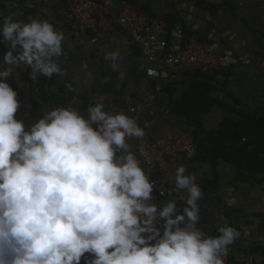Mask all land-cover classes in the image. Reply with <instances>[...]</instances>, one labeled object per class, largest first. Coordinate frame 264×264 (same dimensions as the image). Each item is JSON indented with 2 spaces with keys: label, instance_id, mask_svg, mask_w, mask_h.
Segmentation results:
<instances>
[{
  "label": "clouds",
  "instance_id": "obj_1",
  "mask_svg": "<svg viewBox=\"0 0 264 264\" xmlns=\"http://www.w3.org/2000/svg\"><path fill=\"white\" fill-rule=\"evenodd\" d=\"M0 38L3 65H27L33 80L62 74L65 36L49 21L5 16ZM118 58L105 55L114 70ZM12 74L0 65V264H225L240 231L197 227L202 189L183 165L174 178L182 211L153 202L155 182L129 143L145 137L135 118L97 103L87 117L61 106L28 126L16 118Z\"/></svg>",
  "mask_w": 264,
  "mask_h": 264
},
{
  "label": "crops",
  "instance_id": "obj_2",
  "mask_svg": "<svg viewBox=\"0 0 264 264\" xmlns=\"http://www.w3.org/2000/svg\"><path fill=\"white\" fill-rule=\"evenodd\" d=\"M129 2L166 21L165 39L170 50L179 42L176 31H182L185 36L196 34L206 43L216 42L218 54L224 58L249 54L257 63L206 76L165 70L154 81L146 75V58L119 29L103 33L70 30L63 23L64 0H0V25L5 16L25 23L39 18L52 23L65 36L63 55L57 59L62 74L51 78L40 75L33 80L29 69L26 80L38 92L32 100L18 99L16 118L30 126L47 111L61 106L77 108L85 117L87 107L97 103H103L104 110L111 114L129 115L131 109H136L140 126L158 147L191 131L186 125L189 117H201L207 132L216 131L229 119L244 139L240 143L248 146L234 153L217 143V155L210 159L201 139L200 153L194 158L171 157L163 176L166 198L154 199V203L174 200L182 211L185 205L178 199L181 193L176 190L174 178L176 168L185 166V174H194L202 189L197 227L207 236L218 235L224 224L235 227L241 235L228 246L229 264H264L260 215L264 143L256 136L262 120L264 90V11L255 0ZM94 38L96 43L92 42ZM6 51L7 45L0 43V59ZM113 51L119 52L115 70L113 61L105 59ZM132 149L138 155L133 145Z\"/></svg>",
  "mask_w": 264,
  "mask_h": 264
},
{
  "label": "built area",
  "instance_id": "obj_3",
  "mask_svg": "<svg viewBox=\"0 0 264 264\" xmlns=\"http://www.w3.org/2000/svg\"><path fill=\"white\" fill-rule=\"evenodd\" d=\"M255 1L264 11V0ZM64 4L63 23L74 32L103 33L119 29L146 58L148 64L146 75L154 81L165 70L209 75L227 71L235 66H251L257 63V60L249 54L224 58L218 54L216 42H203L196 34L187 37L182 31H176L179 42L175 45V49L170 50L165 39L166 21L155 18L142 7L131 4L129 0H102L101 2L64 0ZM92 42L96 43L97 38H94ZM0 65L12 68L13 74L6 78V82L17 91L18 99L29 100L38 92V89L33 88L26 80L30 69L27 65L21 64L18 67L3 65V59H0ZM261 66L264 72V64ZM154 90L158 91L159 87L155 86ZM129 116L135 118L140 126L139 113L136 109H131ZM262 116L264 118V90L262 92ZM262 137L264 138V130ZM129 143L134 146L143 167L150 173V180L155 182L153 192L155 199L166 198L163 176L167 171L168 160L176 155H181L186 159L194 158L196 155L194 136L189 132L175 136L162 147L152 143L146 132L144 138L133 137L129 139ZM260 215L263 221L262 237H264V197L261 201ZM230 258L231 254L228 251L225 264L230 263ZM81 263L84 264L83 260Z\"/></svg>",
  "mask_w": 264,
  "mask_h": 264
},
{
  "label": "trees",
  "instance_id": "obj_4",
  "mask_svg": "<svg viewBox=\"0 0 264 264\" xmlns=\"http://www.w3.org/2000/svg\"><path fill=\"white\" fill-rule=\"evenodd\" d=\"M194 76H206V75L194 74ZM39 91L41 90L39 89ZM32 99L33 97L30 100ZM261 118L262 120L260 124V129L258 131V134H256V136L257 138L259 137L257 140L263 144L264 138L262 137V132L264 130V118L263 116ZM186 125L191 128L190 129L191 131H189V133H191L194 136V142H195L194 144L196 146V155L198 152L200 153L199 145L201 144V139L204 143L203 144L204 153L206 157L210 159L215 158L217 155V150H218L216 148L218 146V145L216 146L217 143H220L219 144L220 148H224L225 150L229 152H234V153L248 146V144L246 143L244 144L240 143V141L243 138H241V134H239L237 130L238 126L235 125L233 122L229 121V119L221 123L218 129L213 132L206 131L202 123V119L199 116H195L193 118L189 117L186 120Z\"/></svg>",
  "mask_w": 264,
  "mask_h": 264
}]
</instances>
